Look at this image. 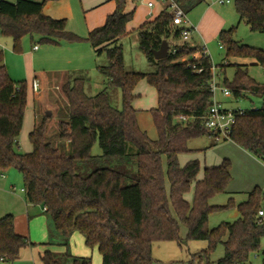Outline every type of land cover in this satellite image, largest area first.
Returning a JSON list of instances; mask_svg holds the SVG:
<instances>
[{
  "label": "trees",
  "instance_id": "obj_1",
  "mask_svg": "<svg viewBox=\"0 0 264 264\" xmlns=\"http://www.w3.org/2000/svg\"><path fill=\"white\" fill-rule=\"evenodd\" d=\"M113 1L115 10L105 23L82 38L67 30L65 18L45 14V2L0 0V36L12 38L15 52H22V39L29 35L51 45L86 41L95 52L107 56V64L98 66L106 86L96 95L86 93L87 77L82 73L65 75L62 90L68 102V118L58 121L57 136L66 148L54 145L47 135L48 124L59 110L49 99L51 74L34 72L33 81L39 82L34 92L45 114L29 133L32 151L20 153L16 147L29 84L10 76L0 48V175L17 169L26 202L39 207L51 220L50 239L40 243L45 246L40 253L42 264H92L91 257L72 253L70 242L75 232L83 235L88 247L98 248L102 264H156L153 243L183 242L181 225L187 227V239L208 241L192 261H210L217 245L223 243L225 255L217 264H250L253 254H264V229L258 223V212L264 206L263 189L254 187L238 204L234 198L226 205L211 204L232 180L231 161L224 159L218 166L206 167L199 178V160L184 165L179 160V155L195 151L189 147L191 139L214 134L204 124L213 104L210 83L214 65L210 55L194 60V53L202 52V46L180 43V29L172 24L171 12L161 9L153 20L138 28L140 48L155 70L127 71L121 40L129 34L127 26L136 9L127 10L128 0ZM174 1L186 14L205 2ZM234 5L241 21L264 35V0H234ZM235 28L219 35L226 57L251 58L264 67V48L235 39ZM163 40L178 51L156 59L153 51ZM194 63L203 68L202 72L193 70ZM234 66L232 80H224L233 95L246 97L249 92L264 97V84L256 81L245 65ZM141 80L158 94V106L150 109L158 131L155 140L139 125L138 110L133 106L134 91ZM114 88L121 89V108L112 104L110 91ZM231 140L264 163V102L261 107L237 113ZM97 142L102 154L95 156L92 149ZM191 190L193 199L189 200L186 194ZM231 208L239 213L235 221L209 228L212 213ZM34 245L29 236L16 232L13 214L0 217V262L14 261L21 249ZM55 245L64 251H54Z\"/></svg>",
  "mask_w": 264,
  "mask_h": 264
},
{
  "label": "rangeland",
  "instance_id": "obj_2",
  "mask_svg": "<svg viewBox=\"0 0 264 264\" xmlns=\"http://www.w3.org/2000/svg\"><path fill=\"white\" fill-rule=\"evenodd\" d=\"M44 1V0H34ZM105 1V2H104ZM101 4L99 7L91 6ZM113 1L108 0H46L43 11L45 14L52 13L53 17L65 18L67 20V30L72 31L82 38H86L90 30L94 26H98L104 22ZM46 5V7H45ZM160 2L157 0L156 6L150 8L145 4V0H129L130 9H136L134 19L129 27L131 32L128 36L121 40L124 52L125 68L132 72H152L155 70L146 55L140 48V32L138 27L141 23L154 17L159 11ZM212 5L215 10L228 18L227 25L222 29L230 30L233 27L235 31L233 37L243 43L264 48V35L260 32L252 31L246 21H241L236 12L234 0L230 3L222 4L219 0H205L201 5L197 6L187 14L188 19L197 21L200 17L201 8ZM127 6V7H128ZM163 7V6H162ZM162 9V8H161ZM105 17V18H104ZM103 21V22H101ZM221 32V31H220ZM218 37L212 42L209 54L215 66L221 68L227 60L235 62H254L251 58H227L226 49L221 48V41ZM196 41V40H195ZM194 42V40H193ZM39 45L38 50H34L33 46ZM0 48L4 51L5 62L8 66L10 76L15 80H27L29 84L28 103L26 107L23 128L18 137L17 151L27 153L32 151V145L29 140V131L34 125L38 124L42 118L44 111L40 102L38 93L33 89V75L35 71H45L50 75V101L57 103L59 110L57 114L50 120L48 124L47 135L49 141L60 148H66L64 141L57 136V123L60 119L66 120L68 117V102L62 90V83L65 81L67 74H75L80 76L82 73L87 77L85 91L88 95L93 96L102 91L106 86V78L98 71L99 65L107 64L106 53L98 54L93 47L86 41L68 42L63 41L60 45H51L40 43L39 36H35L34 40L27 35L22 39V52L13 50V40L11 37L0 36ZM234 68L227 67V73L221 75L216 74L217 80L221 86H225L224 80L228 78L232 80ZM250 74L256 81L264 84V67L258 64L250 66ZM137 89L140 96L137 97L135 105L140 109L138 112L139 125L145 130L148 136L155 140L158 137V131L154 124L150 109L156 107V90L146 80L138 83ZM112 104L122 107V93L120 88H114L110 91ZM233 94V93H232ZM216 98L222 101L225 106L231 108L251 109L258 108L263 105V98L252 93H246V97L236 98L234 95L229 97L223 96L220 90H217ZM136 99V98H135ZM48 115L51 113L48 111ZM45 114V113H44ZM209 135H203L194 138L189 142V146L197 150L190 153H183L180 156L181 163H185L188 159L198 157L201 161V170L199 176L204 175V167L208 164H217L222 162L224 158H229L232 163L233 179L228 185V190L216 195L211 199V204L226 205L230 198H234L235 202L241 203L248 198V191H251L256 185H259L264 191V173L261 171L259 163L252 159H247L242 152V147L237 145L231 139L222 140L218 143L210 145ZM92 154L97 156L102 154V149L97 142L92 149ZM206 163V164H205ZM7 187L2 189L0 183V217L5 214L12 213L17 215L20 211L23 215L18 217L22 221L26 235H28L36 245L21 249L20 257L14 261H4L0 264H42L40 253L43 251L40 243L50 239L49 229L52 227L51 220L42 214L39 207L30 208V216L28 217V207L25 201V193L12 192L11 185H15L18 191L24 187L23 179L19 171L11 168L5 173V178L1 177ZM260 183V184H257ZM263 183V184H262ZM239 192H232V191ZM192 199L193 190L186 194ZM239 217L236 208L226 209L212 213L209 217V228H215L223 222H233ZM180 235L184 239L183 242L177 241H156L153 243V257L156 264H217V261L225 255V247L223 243H219L210 256V261L204 259L199 262V258L192 261L194 255L208 246L206 240L187 239V227L181 225ZM56 240V238H54ZM71 251L74 255L91 257L92 264H102V258L98 248H90L86 245L83 235L75 232L71 237ZM264 248V240H262ZM54 251L62 252L63 247L55 245ZM257 258L261 260L263 254L259 253ZM253 254L250 264H258Z\"/></svg>",
  "mask_w": 264,
  "mask_h": 264
},
{
  "label": "crops",
  "instance_id": "obj_3",
  "mask_svg": "<svg viewBox=\"0 0 264 264\" xmlns=\"http://www.w3.org/2000/svg\"><path fill=\"white\" fill-rule=\"evenodd\" d=\"M7 1H10V2H16L17 0H7ZM108 1H113V0H108ZM148 0H145V4H147L146 2H147ZM40 2V1H39ZM42 2H46V0H44V1H42ZM105 2V1H104ZM104 2H102V3H100V4H98V5H95V6H91L92 8H96V7H99L101 4H104ZM128 2H129V0H128ZM223 4H225V3H223ZM127 6H128V4H127ZM45 7H46V5H45ZM148 7V6H147ZM161 8H162V5H159V11L161 10ZM115 10V2L113 1V4L111 5V7H110V9H109V11L112 13L113 11ZM127 10H131L130 9V7L128 6L127 7ZM150 11L152 12V9H150ZM158 11V12H159ZM158 12H157V14H158ZM111 13H108L107 14V16L109 15V14H111ZM156 14V15H157ZM47 15H49V16H55V15H53L52 13H47ZM156 15L154 16V17H152L151 19H149V20H146L145 22H147V21H150V20H153L155 17H156ZM107 16H106V18H107ZM56 18V17H55ZM58 18V17H57ZM105 18V17H104ZM106 18L104 19V22L103 21H101V22H103V23H101L100 25H98V26H94L93 28H95V27H99V26H102L104 23H105V21H106ZM190 20V19H189ZM144 22V23H145ZM190 22H191V24H192V26H194L195 27V29H194V31L192 32V35H191V38H190V40L187 42L188 43V45L190 46V47H197V46H202V45H205L206 46V49H207V53L209 54V49H211V44H212V42L216 39V37H218V34L220 33V31H222V29L227 25V23H228V18L224 15V13H222V15L220 14V13H218L216 10H215V8H213V6L212 5H208V6H205L204 8H201V12H200V17H199V19L197 20V21H193V20H190ZM131 23V22H130ZM130 23L128 24V31H129V34H130V30H131V28L129 27V25H130ZM143 23H141L140 25H142ZM92 28V29H93ZM139 28V27H138ZM91 29V30H92ZM128 34V35H129ZM127 35V36H128ZM125 38V37H124ZM123 38V39H124ZM172 40V39H171ZM193 40H194V42H193ZM196 40V41H195ZM169 42V41H168ZM35 46V45H34ZM34 46H33V49L34 50H38L39 49V45H38V48L37 49H35L34 48ZM210 55V54H209ZM211 57V56H210ZM212 60V59H211ZM213 62V61H212ZM6 63V62H5ZM234 64H242V65H245L247 68H248V70H249V72H250V66H252V65H255V62H245V61H243V62H235V63H232L230 60H227V62L224 64V65H226V66H221V68H218L217 66H215V64H214V62H213V65H214V67H215V73L216 74H218V75H221L222 73H224V74H226L227 73V67H229V66H232L233 68H234V70H236V67L234 66ZM7 66V65H6ZM7 69H8V66H7ZM8 72H9V70H8ZM235 73V72H234ZM219 82V81H218ZM220 83V82H219ZM138 86V85H137ZM137 86H136V88H135V94H136V99L133 101V106L138 110V112H139V108L135 105V103H136V100H137V97H139L140 96V92H139V90L137 89ZM156 90V89H155ZM223 94V93H222ZM231 95H233V94H231ZM231 95H229V96H231ZM156 99H157V105H156V107L158 106V94H157V91H156ZM223 96H225V97H229V96H227V95H224L223 94ZM217 99V98H216ZM220 104H222V106L223 107H225V108H227V109H237V108H231V107H228V106H225L224 104H223V102L222 101H219V100H217ZM156 107H152V108H156ZM37 118V117H36ZM36 118L34 119V125H33V127H32V129L29 131V133L33 130V128L35 127V125H36ZM139 121V120H138ZM209 137V139H210V145H208V147L209 146H211V145H214V144H216V143H218L219 141H222V140H228V139H220V138H217L216 137V135H209L208 136ZM192 140V139H191ZM190 140V141H191ZM189 141V142H190ZM31 143V142H30ZM189 144V143H188ZM32 145V144H31ZM191 149H193V150H197L196 148H194V147H191V146H189ZM242 152L244 153V155H245V157L247 158V159H252L253 161H256L257 163H259V165H260V169H261V171L264 173V163L260 160V159H258V158H256L255 156H253L251 153H249L247 150H245V149H242ZM180 156L181 155H179V160H180ZM193 159H197V160H199L200 161V159L198 158V157H193V158H190V159H188L185 163H187L188 161H190V160H193ZM224 159H229V158H224ZM223 159V160H224ZM223 160H222V162H223ZM222 162H220V163H215V164H206L205 165V167H204V169L206 168V167H212V166H218V165H220ZM180 163H181V161H180ZM185 163H181L182 165H184ZM200 163H201V161H200ZM231 174H232V169H231ZM1 177H3V178H5V173L4 174H1ZM198 177L199 178H202L203 177V175L202 176H199L198 175ZM232 179H233V174H232ZM0 183H1V185H2V189L4 188V187H7L8 185L4 182V181H1L0 180ZM257 184H260V183H257ZM263 184V183H262ZM7 185V186H6ZM256 186H259V185H256ZM10 189H12V192L14 193V194H16V193H18V192H20V193H25V191L23 190L24 189V187H22L21 189H20V191H18V189L16 188V186L15 185H11L10 186ZM4 190V189H3ZM226 191H229L228 190V188L226 189ZM232 192H239V191H232ZM250 191H248L247 192V194L249 193ZM187 197V196H186ZM187 199H189V200H192L193 199V197H192V199L190 198V197H187ZM26 201V200H25ZM26 204H27V207H28V213H27V215H28V217L30 216V213H29V211H30V208L31 207H33L32 205H29L27 202H26ZM264 207V206H263ZM8 214H12V213H8ZM6 215V214H5ZM14 215V214H13ZM23 215V212L22 211H20L17 215H14V217H15V230H16V232L17 233H19V234H21V235H26V234H24L25 233V230H24V228H23V224H22V221H20L19 219H18V217L20 216H22ZM4 216V215H3ZM31 218V217H30ZM26 236H28V235H26ZM41 245V244H40ZM42 246V248H43V250L45 249V246H43V245H41ZM63 251H64V249H63ZM255 255V260H257L256 262L258 263V264H264V254H263V256H262V258H261V260H258L257 258H260V256H258V254H254Z\"/></svg>",
  "mask_w": 264,
  "mask_h": 264
},
{
  "label": "built area",
  "instance_id": "obj_4",
  "mask_svg": "<svg viewBox=\"0 0 264 264\" xmlns=\"http://www.w3.org/2000/svg\"><path fill=\"white\" fill-rule=\"evenodd\" d=\"M160 4H163L162 9H167L172 14V24L180 29V43H187L194 31L195 27L192 26L190 20L187 17V14L184 10L174 1V0H158ZM157 0H148L147 6L152 9L156 6ZM220 3H230V0H219ZM173 42V41H172ZM176 42V43H179ZM174 43V42H173ZM170 45V44H169ZM221 48L222 45H220ZM35 49L38 48V45L34 46ZM202 52H196L193 55L194 60H199L203 56H206L207 49L205 45H202ZM178 48L174 45H170L169 52L176 53ZM186 58H182L185 60ZM192 68L195 72H202L203 68L198 66L196 63L192 64ZM215 67L212 68V80H211V89L213 91V104L208 110V113L204 119V124L207 129L212 131L217 138L220 139H231V133L233 130V125L236 121L237 113L243 114L244 109H227L220 104L216 99L217 90H220L224 95H231L232 91L226 86H221L216 78ZM39 87L38 80L33 81V89L37 91ZM24 190V189H23ZM258 223L264 229V207L261 208L258 212ZM264 240V236H263Z\"/></svg>",
  "mask_w": 264,
  "mask_h": 264
},
{
  "label": "water",
  "instance_id": "obj_5",
  "mask_svg": "<svg viewBox=\"0 0 264 264\" xmlns=\"http://www.w3.org/2000/svg\"><path fill=\"white\" fill-rule=\"evenodd\" d=\"M169 48H170V45H169L168 40H163L161 47L158 50L153 51L155 58L156 59L166 58L168 56V53H169ZM260 97H262V96H260ZM262 98H263V102H264V97H262Z\"/></svg>",
  "mask_w": 264,
  "mask_h": 264
}]
</instances>
